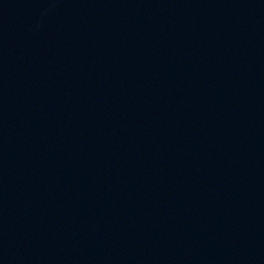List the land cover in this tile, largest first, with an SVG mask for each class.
I'll return each mask as SVG.
<instances>
[{"label":"water","instance_id":"water-1","mask_svg":"<svg viewBox=\"0 0 264 264\" xmlns=\"http://www.w3.org/2000/svg\"><path fill=\"white\" fill-rule=\"evenodd\" d=\"M0 264H264V0H0Z\"/></svg>","mask_w":264,"mask_h":264}]
</instances>
